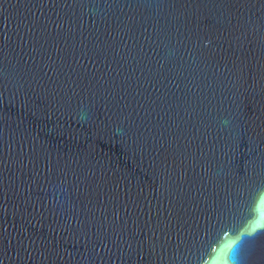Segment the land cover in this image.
<instances>
[{
  "label": "water",
  "instance_id": "obj_1",
  "mask_svg": "<svg viewBox=\"0 0 264 264\" xmlns=\"http://www.w3.org/2000/svg\"><path fill=\"white\" fill-rule=\"evenodd\" d=\"M264 104V0H141Z\"/></svg>",
  "mask_w": 264,
  "mask_h": 264
},
{
  "label": "clouds",
  "instance_id": "obj_2",
  "mask_svg": "<svg viewBox=\"0 0 264 264\" xmlns=\"http://www.w3.org/2000/svg\"><path fill=\"white\" fill-rule=\"evenodd\" d=\"M223 123L228 124V121L225 120ZM262 200L264 197L255 200V211L243 227L235 233H225L226 238L223 242L216 241L209 245L205 264H242V252L246 242L264 234V218L256 211Z\"/></svg>",
  "mask_w": 264,
  "mask_h": 264
}]
</instances>
